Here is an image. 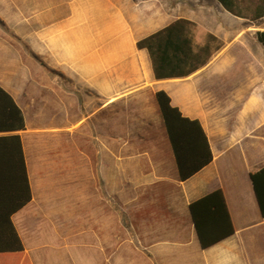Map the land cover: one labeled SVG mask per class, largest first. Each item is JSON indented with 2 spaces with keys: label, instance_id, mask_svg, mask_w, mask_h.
<instances>
[{
  "label": "crops",
  "instance_id": "obj_1",
  "mask_svg": "<svg viewBox=\"0 0 264 264\" xmlns=\"http://www.w3.org/2000/svg\"><path fill=\"white\" fill-rule=\"evenodd\" d=\"M225 1L232 10L221 0H0V86L25 120L24 129L0 135H20L32 193L12 215L23 249L0 252V264H264V217L250 178L264 165V44L257 36L264 30V0ZM177 18L195 23V43L211 33L221 46L190 74L157 79L136 41ZM23 47L39 57L36 71L19 67ZM160 89L183 115L199 119L213 154L184 180L166 133L139 138L151 146L129 153L124 167L114 149V106L126 97H135L151 127L165 132L155 99ZM37 107L50 111L36 114ZM77 109L79 129L95 153L86 152L89 171L79 175L83 222L57 231L29 209L38 177L58 174L46 171L47 132L60 147L53 166L71 165L76 122L65 115ZM105 110L112 113L108 138ZM85 183L99 195L96 223L83 212ZM216 188L223 190L235 232L204 248L190 204Z\"/></svg>",
  "mask_w": 264,
  "mask_h": 264
},
{
  "label": "trees",
  "instance_id": "obj_2",
  "mask_svg": "<svg viewBox=\"0 0 264 264\" xmlns=\"http://www.w3.org/2000/svg\"><path fill=\"white\" fill-rule=\"evenodd\" d=\"M221 1L232 10L225 0ZM195 26L189 19L177 18L137 39V47L147 50L157 79L186 76L203 66L220 48L221 41L211 33L206 35L203 43H195ZM257 36L264 44V30L259 31ZM32 55L39 59L35 54ZM155 99L172 148L178 177L184 180L212 160L213 154L207 134L199 119L183 115L177 106L172 105L165 90H157ZM24 128L25 120L21 108L0 86V132ZM250 178L264 217V165L252 171ZM31 198L21 137L17 133L0 135V252L23 249L12 215ZM190 211L199 241L204 248L235 232L221 188H216L193 201Z\"/></svg>",
  "mask_w": 264,
  "mask_h": 264
},
{
  "label": "rangeland",
  "instance_id": "obj_3",
  "mask_svg": "<svg viewBox=\"0 0 264 264\" xmlns=\"http://www.w3.org/2000/svg\"><path fill=\"white\" fill-rule=\"evenodd\" d=\"M18 51H21V47H15ZM23 65L20 64V68L26 74L37 70V62L31 53L29 48L23 47ZM45 71H48L45 68ZM58 72L57 70H54ZM3 72V66L0 65V74ZM58 81H65V78L57 75ZM114 107H119L118 121V141L114 142L115 147L118 148L121 154V167L127 163V155L131 152L149 147L151 144L143 143L138 141L139 138L148 137L150 135L165 137L163 126L151 127V120L149 114L144 111V107H139L135 97H126L118 101ZM57 107L51 108V119H55L58 111ZM43 111L47 114V111L42 110L41 107H37L36 114H40ZM79 110H71L65 115L66 121L76 122L71 131V142H72V154H71V165L61 164L60 166H53V159H55V152H60L58 144L52 141L47 132L48 149L47 150V169L48 172H58L56 175H44L39 176L41 180V186L39 187L33 205L30 207V213L39 216L46 220H49L51 226L55 227L57 231H62L66 227V231H72L79 224H81L82 213L79 209V196L81 195L78 188L80 187L79 175L88 173L89 167H87L86 152L90 157H94L95 149L94 145L87 144L86 135L84 131L79 129ZM114 121L116 113L114 112ZM59 118V117H57ZM47 119V118H46ZM33 121L32 127L38 126V124H46L47 121ZM104 135L108 138V134L111 137V124H112V113L109 110L104 112ZM115 133V132H114ZM115 137V136H114ZM51 138V139H50ZM56 144V146H54ZM55 148V149H54ZM88 148V150H87ZM68 163V161L66 160ZM126 175H123V177ZM84 182V181H82ZM83 212H89L91 214L92 222L96 223L100 217V204L99 195L96 189L85 183V189L83 192ZM110 211V208H105ZM80 218L79 221L77 218ZM122 218V214H121ZM75 219H77L75 222Z\"/></svg>",
  "mask_w": 264,
  "mask_h": 264
}]
</instances>
